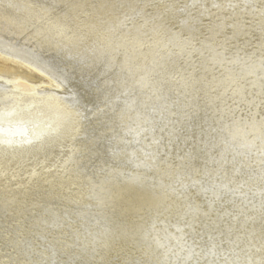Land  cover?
Returning a JSON list of instances; mask_svg holds the SVG:
<instances>
[{
    "label": "bare ground",
    "instance_id": "bare-ground-1",
    "mask_svg": "<svg viewBox=\"0 0 264 264\" xmlns=\"http://www.w3.org/2000/svg\"><path fill=\"white\" fill-rule=\"evenodd\" d=\"M0 55V264L264 246V0H0Z\"/></svg>",
    "mask_w": 264,
    "mask_h": 264
},
{
    "label": "rangeland",
    "instance_id": "rangeland-1",
    "mask_svg": "<svg viewBox=\"0 0 264 264\" xmlns=\"http://www.w3.org/2000/svg\"><path fill=\"white\" fill-rule=\"evenodd\" d=\"M0 72L3 75H7V76H9V77H11L13 79H21L22 81H25L27 83L38 84V83H41L42 81H46V79L44 78V76H42L41 74H39L32 67L26 66V64H21L20 62H17V61H15L13 59L6 58V56H3V55H0ZM178 203L176 204L175 202H172L173 205L175 204L174 206L177 205L176 207H179V204ZM177 210H178V208L176 209V212H177ZM180 221L181 220H178L177 222H180ZM240 231L241 232H244L242 229L238 230V232H240ZM234 237H236L239 242L242 240V236H240V235H237V236H234ZM114 243L116 244L117 241L113 242V244ZM128 245H129L128 247H126V248L124 247L125 249L123 248V249L117 250V251L114 250V249L112 250V248H114V247H111V248H108V249L106 248V250L103 247L102 248H99V249L96 248L97 251L95 253V256H97L98 258L93 259L91 257H86V259L88 258L90 264H120L118 262L119 259H114V260H111V259L114 256L115 257H118V258L120 257L121 259L122 258L125 259L130 254L132 256H134V253L137 251L136 249L133 248V243L132 242H128ZM119 246L120 245H116L115 248H118ZM261 246L262 245H260L259 247H256V246L249 247V249H248L249 251L247 252L248 253V256L250 258L249 259V261H250L249 264H262V262L264 264V246H262V247ZM2 247L3 246L0 245V251L3 252V253H6V254L12 253V254H14L16 252L15 249L12 247V245L11 246H8L7 245V246H5L3 248ZM107 251H109V252H107ZM60 256H62V257H60ZM110 256H113V257L110 258ZM57 258L56 259L58 261L56 260V264H60V261H61V264H66L65 263L66 261H65V256L64 255H58ZM63 258H64V260H62ZM256 258H258V260ZM46 259L47 260H45V258H41L40 259V258H38L36 256H34V258H32V259H29V258H27L25 256V260L22 263L25 262L26 264H32V263H35V264H46V262H47V264H50L49 262H50V259L51 258L50 259L49 258H46ZM26 261H28V263ZM78 261L80 262L81 259H78L77 261L73 262V264H82V262L78 263ZM148 262L151 263L150 261H148ZM22 263L20 262V264H22ZM134 263H135V261H132V262H128L127 264H134ZM5 264H7V263H5ZM68 264H70V263H68ZM138 264H140V263H138Z\"/></svg>",
    "mask_w": 264,
    "mask_h": 264
}]
</instances>
